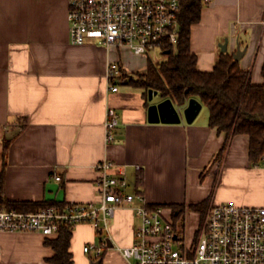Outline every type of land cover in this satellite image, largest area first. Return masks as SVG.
I'll return each mask as SVG.
<instances>
[{
	"label": "crops",
	"instance_id": "1",
	"mask_svg": "<svg viewBox=\"0 0 264 264\" xmlns=\"http://www.w3.org/2000/svg\"><path fill=\"white\" fill-rule=\"evenodd\" d=\"M67 13L68 0H0V187L8 200L95 203L94 167L108 161L110 175L123 174L128 193L163 207L170 220L172 207L183 208L184 225L194 212L200 229L213 205L264 208V167L250 163L247 135L227 139L210 128L208 112L199 116L205 108L200 102L191 124L183 117L177 125L149 123L148 107L165 99L157 94L150 102V92L127 81L112 93L106 82L111 63L128 78L145 75L149 56L125 47L71 45ZM225 42V54L234 56L238 47L243 52L238 64L251 85H262L264 0H214L203 6L190 36L199 72L212 71ZM186 104L173 103L181 111ZM108 109L118 115L109 144ZM184 225L178 230L191 242L199 230L189 237ZM137 227L131 209H118L105 237L112 248L104 250L100 264H130L118 249L132 245ZM45 240L39 233H0V264H50L53 252ZM99 243L90 225L74 227L73 264L96 262L83 248Z\"/></svg>",
	"mask_w": 264,
	"mask_h": 264
},
{
	"label": "built area",
	"instance_id": "2",
	"mask_svg": "<svg viewBox=\"0 0 264 264\" xmlns=\"http://www.w3.org/2000/svg\"><path fill=\"white\" fill-rule=\"evenodd\" d=\"M183 0H68L69 41L73 46L93 44L125 47L134 55L152 50L169 52L178 42V17ZM208 5L214 0H199ZM128 75L116 64L107 67L106 82L112 93ZM118 115L108 109L104 122L107 144L112 143ZM264 167V156L261 159ZM257 165L256 167H259ZM98 201L47 208L36 213L0 212V233H39L49 238L61 226L90 225L100 243L83 248L97 259L108 249L106 236L118 209H131L138 220L130 247L118 249L130 264H264V208L230 204L209 208L196 238L188 242L175 231L161 206H150L141 194L128 193L122 173L110 175L113 164L96 165ZM140 167H136L139 171ZM59 181V178H55Z\"/></svg>",
	"mask_w": 264,
	"mask_h": 264
},
{
	"label": "trees",
	"instance_id": "3",
	"mask_svg": "<svg viewBox=\"0 0 264 264\" xmlns=\"http://www.w3.org/2000/svg\"><path fill=\"white\" fill-rule=\"evenodd\" d=\"M203 6L199 0H183L176 47L168 48L165 61L158 64L149 61L145 75H138L135 79L125 77L122 82L127 81L144 92H156L162 99H169L179 107L190 99L197 100L207 109L210 128L224 133L227 139L236 135L248 136L249 161L253 166L261 165L264 156V66L260 86L251 85L249 74L240 69L233 56L225 53L219 56L211 72H199L196 56L191 53L190 36L192 26L200 22ZM8 145L6 142L5 149ZM224 148L225 145L222 153ZM64 207L44 201H10L0 187V212L36 213L47 208L62 210ZM171 210L173 227L179 231L183 226L184 209L172 207ZM72 231V227L61 226L57 235L46 238L45 245L53 252L50 264H73L70 253Z\"/></svg>",
	"mask_w": 264,
	"mask_h": 264
},
{
	"label": "water",
	"instance_id": "4",
	"mask_svg": "<svg viewBox=\"0 0 264 264\" xmlns=\"http://www.w3.org/2000/svg\"><path fill=\"white\" fill-rule=\"evenodd\" d=\"M226 46L227 42L221 46V51L223 53L226 51ZM167 54H169V52H167ZM242 55L243 52H241L238 47L233 58L235 61H239ZM151 93H153V95H151ZM153 96H157V93L150 91V102L152 101ZM201 107V104L197 100L190 99L181 111L175 108L171 100L165 99L159 103L151 104L148 107V122L151 124L162 123L168 125H177L180 124L181 118L183 117L187 124H191L199 114ZM107 244L108 248H112L109 240H107ZM91 264H100V262L96 261Z\"/></svg>",
	"mask_w": 264,
	"mask_h": 264
},
{
	"label": "rangeland",
	"instance_id": "5",
	"mask_svg": "<svg viewBox=\"0 0 264 264\" xmlns=\"http://www.w3.org/2000/svg\"><path fill=\"white\" fill-rule=\"evenodd\" d=\"M146 56L147 57L144 56L146 59L149 56L150 60L154 62L160 63L166 60V55L164 54L163 50L155 49V50L149 51ZM205 113H207V109L203 108L199 116L202 117ZM166 216L168 215L166 214ZM185 220H186L185 225H184V221L182 220L183 225L185 226V230L188 236L192 237L197 232V230H199V220L200 219L197 213L191 212V213H188Z\"/></svg>",
	"mask_w": 264,
	"mask_h": 264
}]
</instances>
